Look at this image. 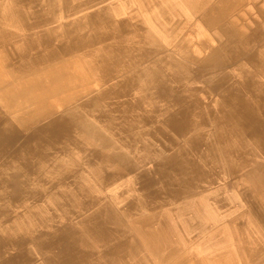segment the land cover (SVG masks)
<instances>
[{"label": "rangeland", "instance_id": "obj_1", "mask_svg": "<svg viewBox=\"0 0 264 264\" xmlns=\"http://www.w3.org/2000/svg\"><path fill=\"white\" fill-rule=\"evenodd\" d=\"M16 1L20 5L30 3L25 6L24 17L36 21L34 28L24 29L29 37L80 25L76 38L90 39L96 33L108 31L103 26L106 23L118 25L123 21L128 26L139 25L140 29L115 48L119 49L115 51L117 55L120 52L125 55L110 77L98 70L97 56L93 53H103L105 47L100 45L94 47L95 51L77 50L67 61L57 64L28 69L24 62L8 67L0 63V82L4 83L0 89L9 92L8 97L0 96V124L4 122L0 128L6 121L10 123L8 131L1 132L5 137L0 138V261L12 259L20 241L37 230L46 233L55 226L78 228L86 217L107 209L108 214L110 210L122 214L115 224L120 223L121 227L130 224L135 257L123 264H264V194L227 171L210 130L213 123L209 116L205 115V128L187 138L176 137L165 124L166 112L174 107L177 97H169L165 90L179 89V84L177 76L170 75L168 70L163 74V66L159 64L185 65L186 69L200 67L212 51L226 43L233 24L242 32L249 29L248 25H254L252 21L259 17L257 7L264 10V0H206L194 11L192 5L184 7L178 0H164L165 4L154 8L153 15L161 17L160 8L169 9L170 13L156 24L148 21L144 7L136 0H0L2 14L8 16L9 5ZM223 9H229L230 25L225 30L207 26L205 20L209 15L215 16ZM92 20L98 21L100 27L93 26ZM40 22L44 24L41 28L37 26ZM140 36H148L154 44L151 56L144 61L135 56V48L133 54L129 51L130 41ZM108 46L111 49V44ZM153 65L161 72L156 81L146 70ZM258 73L257 81L264 83V70ZM58 74L59 84L55 81ZM20 90L26 96L19 95ZM31 90L35 91L32 98ZM217 93L207 89L196 99L203 109L207 106L214 109L223 96ZM180 96L177 98L186 99ZM251 96L243 94L244 102H249ZM200 139L204 141L200 150L214 153L212 160L208 157L207 163L201 164L202 168L191 147ZM145 146L151 149L149 154L144 153ZM178 151L184 154L180 162L187 169L183 170L185 173L162 171L164 158ZM251 155L256 162L264 161L262 154ZM68 206H72V214L65 216L62 213ZM35 245L29 242L25 248L34 257V264H44Z\"/></svg>", "mask_w": 264, "mask_h": 264}, {"label": "bare ground", "instance_id": "obj_2", "mask_svg": "<svg viewBox=\"0 0 264 264\" xmlns=\"http://www.w3.org/2000/svg\"><path fill=\"white\" fill-rule=\"evenodd\" d=\"M165 1H167V0H165ZM178 1L184 7L192 5L190 8L192 11H194L196 8L200 7L201 4H203V2H205L206 0H178ZM231 1H233V0H231ZM238 1H240V0H238ZM136 2L144 7L143 13L145 14V17L148 18V21L150 23L156 24V22L163 20L162 17H166L170 13L169 9L160 8L158 10L160 11L161 17H156L153 15V13L155 12L154 8L158 7V6L161 7V5L165 4L164 0H136ZM226 2H227V0H226ZM150 3H154L153 7L149 6ZM29 4L30 3L28 1H26L25 3H23L21 5H20V2H17V1L15 3L10 4L8 7V12H9V13H7L8 16H6V14L3 15L1 8H0V11H1L0 14H2V15H0V63L4 64V66L8 67V66H10V64H17L18 65L20 62H24V63H26V67L29 69V67H34V66H45V65L52 64V63L57 64L58 62L67 61L77 50L91 49V48H93V50H94L95 46L100 45L101 47H105V50L103 51V53L100 52L99 54L92 52L94 55L97 56L98 64L97 63H95V64H97L99 66L100 69H98V68L97 69L103 75L110 77V76H113L114 73L116 72V70H115L117 68L116 63L120 60H123L121 57L122 56L124 57V55H125L124 52L118 53L120 56L117 55V53L115 51H118L119 49H115V48L121 46L122 42L125 39H128L129 36H131L135 33H138L137 31L140 29L139 25H132V23H131V25L128 26L123 21V22L119 23L118 25L106 23L103 26H107L108 31L105 30V32L96 33V36L94 38H90V39L89 38H76L79 34L77 30L81 27L80 25H68L61 31H54L52 33H47V34L42 33V34L38 35L37 37H33V36L29 37V35L26 33L27 29L26 30H24V29L26 27H31V26L33 27L34 21H36L35 19H33V20L27 19L29 16L24 17L25 16L24 12L27 10L25 8V6H28ZM48 5H49V2H48ZM53 9H55V8H53ZM135 10H136V8H135ZM223 10H224L223 12L216 14L215 16L214 15L211 16V14H210L209 18L207 20H205L207 26L212 27V28L219 27V28H223L222 30H225V28H227L230 25L229 16L227 15L229 9L228 10L223 9ZM213 11H215V10H213ZM211 13H212V11H211ZM257 13H258L259 17L252 21L254 23L253 26L249 27L250 25H248L249 29L245 28L246 32L237 31L238 30L237 26L235 24H233V25L231 24L232 25L231 29L233 30V32L227 35L226 43H223L217 49L212 51L211 54L206 58V61L202 65L200 64L201 65L200 67H197V68L193 67V68L186 69L184 67L185 65H183V66L178 65V64L175 65V64H170L167 62H162L159 64H161L163 66V74L165 73L166 70H168L170 75L175 74L177 76V79H178L177 82L179 84V89L174 90V89H172L173 87L172 88L168 87L167 90L164 89L167 93V94L166 93L165 94L168 95L169 97H171V96H177L178 97V96L182 95V96H185V98H186L185 100H180L179 98L174 97V100H175L174 107L169 108L168 111L166 112L165 124L174 131V134L176 137L187 138L190 134L192 135V133L196 134V133L201 132L206 126L205 118L207 116H209L210 119L212 120V123H213V128L210 130H212V132L216 138V141H217V143L221 149L220 151L222 152L225 163L227 165V171H229V173H231V174H236L240 179H242L244 185L250 186L254 190L260 191L261 193L264 194V161L260 160V161L256 162L253 159L254 157H252V155H251L253 152H257V153L262 154L264 156V83L257 81V79H258L257 77L259 76L258 72H260L261 70H264V55H263L264 54V10H263V8L257 7ZM9 14L15 15V16H9ZM120 19H122V18H120ZM26 21H30V22L26 23ZM92 22H94L93 26H96L97 28L100 27L97 24L98 21L92 20ZM37 26L39 28H41L44 26V24L42 22H40V23H38ZM9 27L13 28L14 30H12V29L10 30ZM244 27H246V26H244ZM79 30H81V29H79ZM177 31H178V29H177ZM26 35H28V36H26ZM33 35H34V33H33ZM170 35H168V36H170ZM158 41H160V40H158ZM108 44H111V46H112L111 49H109L110 46H108ZM153 46H154V44L151 42V40L149 39L148 36H145L144 38H141V36H140L136 40L130 41L129 51L131 54H133L132 49L135 48V51H136L135 56L139 60L144 61V60H147V58H149L151 56V54H150L151 50L150 49H152ZM242 47L247 49L249 52L243 51ZM58 48H59V50H58ZM177 50H178V48H177ZM82 52H84V51H82ZM197 58H199V57H197ZM82 60H83V58H82ZM131 60L132 59H130V61ZM132 65H133V63H132ZM154 65L152 68L146 67V70L149 71V73L151 72V79H154L156 81V79L159 78L161 72L159 70L157 71L155 69ZM249 66L254 71L253 70L251 71L250 70L251 68H249ZM93 68H95V67H93ZM10 69H11V67H10ZM62 70H64V69H62ZM95 73H96V71H95ZM42 75H44V74H42ZM72 75H73V73H72ZM209 79H212V80H209ZM34 80H35V78H34ZM43 80H44V78H43ZM43 80H41V81H43ZM60 80H61V75L58 74V77L55 79V81L57 84H59ZM188 84H190V85H188ZM0 85L3 86L4 83L0 82ZM126 85H127V83H126ZM111 86H113V85H111ZM8 89H9V86H8ZM207 89L211 93L214 90V91L218 92L217 94L223 95L219 99V101L216 103V106L214 107V109H213V107H209V106H207L205 109H203V106H201L202 103L200 104V102L196 99L199 94L207 91ZM30 92L31 93L29 94V96L32 98L35 95L34 94L35 91L31 90ZM45 92L49 93V91H47V90H45ZM174 92H176V94ZM7 93H9V92H5L4 89H2V88L0 89V96L4 95V96L8 97L6 95ZM19 93H20L19 95H25L26 96V93H21V90L19 91ZM38 93H39V91H38ZM63 93H65V92H63ZM69 93H71V92L69 91ZM243 94H247L249 96L252 95L251 99L249 98V100H250L249 102H244L243 97H242ZM182 98H184V97H182ZM0 104L2 105L1 102H0ZM245 104L247 107L245 106ZM135 105H137V104H135ZM172 105H173V103H172ZM241 106H245V107L242 108ZM215 109H216V111H215ZM163 114H164V112H163ZM205 115H207V116L205 117ZM2 123H4V122H2ZM103 123H105V122L103 121ZM9 124L10 123L8 121H6V123L3 125V129L0 128V138L5 137V134L2 135L1 132L7 130L9 128ZM158 124H159V122H158ZM79 125H82V124H79ZM120 128H123V127H120ZM120 128H119V130H120ZM151 128H153V127H151ZM18 130H20V129H18ZM140 131H141V129H140ZM84 136H88V135L86 134ZM40 137H41V135H40ZM135 139H136V137H135ZM204 139H205V137H204ZM32 140H34V139H32ZM245 140H248V141H245ZM193 141H196V140H193ZM203 142L204 141L200 139L198 142H196L195 144H192V146H191L194 148L193 151L196 152V155H197L196 157L199 156L201 168H202L201 164H203V163L206 164L208 161V157L212 160V156L214 154L211 150H209V152L207 153L209 155L208 156L206 153H204L200 150L202 148ZM251 142H252V144H251ZM168 143L170 145V142H168ZM176 147H178V146H176ZM98 149H100V148H98ZM248 150H250L252 153L251 152L249 153ZM150 152H151V149L145 146L144 153L149 154ZM153 153H154V151L152 152L151 155H154ZM129 154H131V153H129ZM101 155H103V154H101ZM101 155H99V156H101ZM182 157H184V154L181 151H178L177 154H175V155H168L162 161V167L160 169L162 171H167V172H180V171L183 172V170L186 171L187 169L185 168L184 164H181V162H180V158H182ZM99 161H101V160H99ZM104 161H106V160L104 159ZM76 165H78V164H76ZM188 167H190V166L188 165ZM213 168H214V166H213ZM130 171H131V169H130ZM183 173H185V172H183ZM221 173H222V171H221ZM52 174L54 175V173H52ZM109 174H111V173H109ZM116 176H117V174H116ZM180 182H181V179H180ZM183 183H184V181H183ZM21 186H22V184H21ZM158 186H159V184H158ZM35 187H37V186H35ZM178 187H180V186H178ZM153 190H154V188H153ZM18 194H20V192ZM147 195H149V193ZM163 199H164V197H163ZM71 208H72V206H68L62 214L65 216L71 215L72 214ZM104 213H105V215H104ZM119 218L122 219V214L118 210H110L109 214H108L107 209H101V210H98L97 212H95L92 216L86 217L84 220H82L80 222L78 228L73 227L71 225L68 227H62V228H58L55 226L52 229L53 230L52 232H46V233H44L45 231L37 230L36 232L31 233L28 238L26 237V238L22 239V241H20V244L18 247V252L12 259L7 258L3 261H0V264H34V262H35L34 257L29 255L28 251L25 248L26 244H28L29 242H33L34 244L36 243V245H35L36 250H37L36 252L44 258V261H43L44 264H123V263H126L131 257H135L133 244L131 242L133 235L131 234V231H130V224L125 223L122 227L120 226V223L115 224L116 220L118 222ZM235 219H236V217H235ZM230 223H232V222H230ZM173 230H174V228H173ZM229 231H230V229H229ZM259 234H260V232H259ZM161 236H162V234H161ZM184 236H186V235H184ZM243 236H245V235H243ZM170 242H172V241H170ZM99 245H101V247ZM246 247L247 246H245V248ZM96 250H98V252H96ZM162 252H164V251H162ZM259 252H260V250H259ZM170 254H172V253H170Z\"/></svg>", "mask_w": 264, "mask_h": 264}]
</instances>
